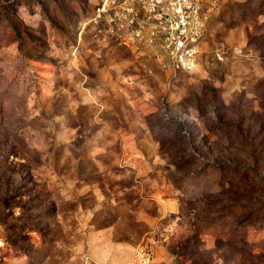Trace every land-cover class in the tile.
I'll list each match as a JSON object with an SVG mask.
<instances>
[{
    "label": "rangeland",
    "instance_id": "obj_1",
    "mask_svg": "<svg viewBox=\"0 0 264 264\" xmlns=\"http://www.w3.org/2000/svg\"><path fill=\"white\" fill-rule=\"evenodd\" d=\"M103 5L0 0V264H264V0L172 76Z\"/></svg>",
    "mask_w": 264,
    "mask_h": 264
},
{
    "label": "built area",
    "instance_id": "obj_2",
    "mask_svg": "<svg viewBox=\"0 0 264 264\" xmlns=\"http://www.w3.org/2000/svg\"><path fill=\"white\" fill-rule=\"evenodd\" d=\"M103 6L121 44L139 56L141 70L172 76L197 66L219 0H104Z\"/></svg>",
    "mask_w": 264,
    "mask_h": 264
}]
</instances>
